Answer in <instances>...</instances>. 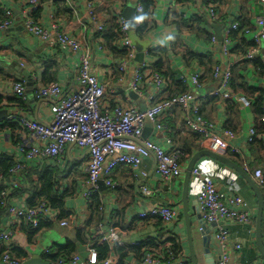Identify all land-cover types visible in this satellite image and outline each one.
Instances as JSON below:
<instances>
[{
  "label": "crops",
  "instance_id": "0c3cea01",
  "mask_svg": "<svg viewBox=\"0 0 264 264\" xmlns=\"http://www.w3.org/2000/svg\"><path fill=\"white\" fill-rule=\"evenodd\" d=\"M37 1L40 7L35 10L28 0H0V20L7 10L12 11L15 17L13 26L7 31L0 32V96L4 99L0 111L9 112L7 119L0 121V162L11 159L14 167L19 164L26 166L23 172H20L22 177L20 195L14 196L11 200V204L15 207H30L29 202L34 198L33 193L39 195L43 187L40 176L45 172L49 174L53 169L65 172L66 176L59 182L57 189L61 193L68 191L71 196L66 199L62 210L55 209L57 219L43 221L38 231L31 232L24 223L17 221L11 228L15 233L12 254L23 261L22 264L35 256L41 257L49 264H58L59 262L50 263L46 258L55 255L58 247L72 243L76 248L72 259L80 256L86 260L89 257V250L99 244L95 234L99 225L104 224L114 228L121 235L122 241L116 245L118 249H131L137 247L136 244H141L146 247L144 251L162 252L167 257L171 253L173 241L176 240L182 246L183 261L186 262L190 258V248L183 204L185 176L193 156L204 148L201 139L185 128L179 110L161 119L166 127L162 131L148 123L144 138L167 151L174 149L185 151L188 157L185 161L184 177L170 183L164 181L155 172L154 157L146 159L138 169L128 166L119 167L110 177L118 185L117 189H110L105 180L100 182L102 185L99 187L98 195L101 209L96 214L91 208L92 201L83 197L87 191L88 182L87 151L69 146L59 163L48 159L27 162L20 152V145L29 144L30 147H35L41 143L38 140H31V135L17 119L14 121L8 119L23 117L44 124L51 123L53 120L51 107L46 102L37 100L36 91L51 85L48 84L49 81L55 78L56 82L52 84L60 83L68 91L75 90L79 66L78 54L50 49L40 39L31 35L25 26L29 18L34 19L46 29L57 24L63 33L78 39L82 43L83 50L90 49L95 74L108 87L106 105L146 111L152 104L148 99L151 90L145 84L150 73L148 71L145 73L144 94L131 95L129 81L132 73L141 63L135 60L128 74L121 81L123 76L118 66L123 58L121 56L123 51L119 42L111 40L115 25H118V19L123 17L127 20L133 17V11L139 0L96 1L94 12L100 22L105 25L104 36L107 40L97 33L96 27L90 21L89 0ZM152 1L154 8L147 22L150 33L141 40L151 43L144 61L151 67L149 71L158 73L156 65L160 60V68L165 70L163 71L165 76H162L166 83L162 86L163 91L157 95L156 101L167 99L174 93V82L167 73L175 76L177 80H180V76L184 73L189 75L201 73L204 94L215 91L218 88V82L213 77L210 78L205 73V68L197 62H189L185 55L187 52L199 55L210 54L217 63L215 67L219 65L225 67L229 63L237 62L241 55L232 53L230 58H225L219 47L212 44L213 37L219 39L223 34V23L220 20H211L204 14L203 0L192 3H181L178 0ZM263 14L264 5L259 0H223L218 8V15L222 20L233 19L238 23L244 22L247 25L246 29L255 28V19ZM162 48L166 49L163 60L159 55L154 56L156 55L154 53L149 55L150 50ZM261 54L260 57L264 61L263 46ZM47 74L49 76L45 79ZM248 75L250 86L264 89V76L254 73L252 69ZM19 82L26 85L28 92L27 100L23 101L25 103L23 108L18 106L17 101L20 98L14 94V85ZM213 99L210 97L200 101L202 115L218 125L220 129L231 130L238 134L239 146L245 145V137L251 129L258 130L254 144L246 146L242 155H231L228 158H232V161L237 160L239 163H235L244 169L247 167L248 173L253 178L256 170H261L264 174V124H261V116L257 114L253 106L243 109L240 105H230L219 98L215 101ZM196 168L203 175L215 180L223 201L227 202L237 196L246 199L256 221L257 198L248 183L238 173L210 158L201 159ZM0 176L3 178L1 183H4L6 189L9 192L13 191L11 190L13 178L10 174L8 177ZM200 184L199 179L193 175L188 192V213L192 224L197 261L198 264H217L221 257L219 253L221 249L214 237L216 227L202 223L197 201ZM140 186H146L151 192L150 195L143 196L139 191ZM262 192L264 193L263 190ZM162 206L179 210L180 216L175 223L165 225L152 217L141 218V214ZM10 222L11 218L7 212L0 214V231L9 228ZM62 222H67L68 227H62ZM226 226L230 230L232 242L229 250L230 264H264V258L257 248L256 235H249L243 227L229 223ZM204 237L211 238L209 253H207ZM233 245H242V250L233 249ZM14 251L17 253L22 251L27 257L24 259L17 257ZM110 251L114 252V248H110ZM129 258H132V255ZM179 260L181 259H176L175 264H179ZM0 264H2L1 257Z\"/></svg>",
  "mask_w": 264,
  "mask_h": 264
},
{
  "label": "built area",
  "instance_id": "2783aa9c",
  "mask_svg": "<svg viewBox=\"0 0 264 264\" xmlns=\"http://www.w3.org/2000/svg\"><path fill=\"white\" fill-rule=\"evenodd\" d=\"M96 1L89 0L88 2L89 18L96 27L97 33L103 35L106 28L94 12ZM143 1L146 0H139L135 9L137 28L144 24V18L139 19L144 14ZM184 1L185 3H192L196 0ZM222 1L203 0L204 14L211 20H220L223 23L222 42L217 37H213L212 44L219 47L225 58H230L233 49L237 45L233 41L232 34L239 30L240 25L233 19L224 21L219 17L218 8ZM28 2L35 10L40 7L37 0H28ZM259 2L264 5V0H259ZM14 20L13 12L7 10L0 20V32L11 28ZM118 20L119 44L122 51L125 52L118 66V70L123 76L121 81H123L130 67L135 63L137 53L130 39L128 20L123 17ZM254 23L255 28L245 29L240 38L253 42L255 46L250 48L246 55L239 56L237 62L229 63L225 67H221V65L215 67L213 78L218 82V88L209 94H204L205 88L201 80V73L192 75L184 73L180 76V81L187 87L188 91L158 102L156 101L157 95L163 91L162 86L165 85L166 80L161 74L149 71L151 67L145 62L138 66L132 73L129 88L135 95L142 96L144 94L145 73L147 71L150 73L145 84L151 90L148 99L152 104L143 112L123 106L111 107L106 105L108 87L95 74L90 49L83 50L82 43L78 39L63 33L61 27L57 24L50 29H46L34 19H27L25 26L31 35L40 39L50 49L78 54L79 66L75 90L68 91L62 84L55 83L36 91L37 100L44 101L51 107L53 114L51 123L44 124L23 117L8 119L12 121L17 119L31 135L30 139L38 140L41 143V145L35 147H30L29 144L20 145V152L27 162L48 159L59 163L69 146L87 151L89 156L88 182L86 185L87 191L83 194V197L88 201L91 200L94 194L99 192V182L102 180H105L110 189L118 188V185L110 177L119 167L128 166L138 169L146 159L151 157H154L156 162L155 172L164 181L170 183L184 177L186 172L185 161L188 157L185 151L181 149L167 151L153 141L144 138L148 123L155 125L158 130L162 131L166 127L161 119L177 110L180 111L183 117L185 128L201 139L204 150L225 157L242 155L243 149L256 140L257 129H251L245 137V145L243 147L239 146L238 134L231 130L220 129L218 125L202 115L200 101L211 97L219 98L224 102L234 101L243 109L252 107V99L243 94L234 93L230 84L233 74L232 69L235 65L251 62L262 55L264 14L258 16ZM100 49L103 50V48ZM27 93L24 83L19 82L14 85V94L18 98L26 101ZM261 122L264 123V117ZM25 168V164H19L10 171L9 174L13 178L11 190L21 189L22 177L20 172H23ZM245 170L248 172L247 167H245ZM193 175L201 182L197 198L201 218L204 223L216 225L214 237L222 251L217 264H230L229 250L232 247V242L231 233L226 224L243 227L249 235L253 236L256 233V221L252 215L250 204L242 196L234 197L227 202L223 201L213 178L203 175L198 168H195ZM253 179L264 191L263 172L256 170ZM2 181L3 178L0 176V182ZM139 191L143 196H148L151 193L146 186H140ZM9 193L6 189L2 196L7 199ZM7 212L10 215L11 222L9 228L0 231L1 262L2 264H22L23 261L15 258L12 254L15 233L11 228L17 221H20L31 231H38L43 221L57 219V212L44 201L36 207L18 208L11 204L7 206ZM179 216L178 209L167 206L154 208L148 213L141 214V218L152 217L160 220L165 225L175 223ZM61 226L68 227V223L62 222ZM95 237L98 239V245L106 244L111 249L122 241L121 235L114 228L104 224L99 225ZM233 249L240 251L242 245H233ZM88 253L89 257L86 260L80 256H75L69 263L61 261L58 264H118V258L114 252H111L102 261H100L95 248H91ZM183 263L184 261L181 259L179 264ZM125 264H172V261L166 259L162 252H145L140 258L132 256Z\"/></svg>",
  "mask_w": 264,
  "mask_h": 264
},
{
  "label": "trees",
  "instance_id": "16d2710c",
  "mask_svg": "<svg viewBox=\"0 0 264 264\" xmlns=\"http://www.w3.org/2000/svg\"><path fill=\"white\" fill-rule=\"evenodd\" d=\"M178 2L185 3L184 0H178ZM142 4L144 6V14H143L144 24L137 28V35L140 39L145 38L150 33L149 23H147V22L149 21V18L152 15L151 12L154 8V2L152 0L143 1ZM239 25H240L239 30L233 32V34H232V38H233L234 43H237V45L234 48L232 53L236 54V55L243 56V55H246L247 52L249 51V49L254 47L255 44L251 41L249 42V41H246L245 39L240 38L241 34L247 28V25L244 22L239 23ZM114 30H115L114 35L111 38V40L118 43L120 40L119 26L115 25ZM105 32L102 36L104 39L107 40V37L104 36ZM153 53L156 54L154 56L159 55L160 58L163 60V56L166 55V49L162 48V49H158L155 51H152V50L149 51V55H152ZM118 54H121V53H118ZM124 55H125V52H122L121 56L124 57ZM185 58L189 62H192V61L197 62L201 67L205 68V70H206L205 73L208 74L210 76V78L213 77L214 67L216 66L217 63H216V61L212 55H210V54L199 55V54H195L192 52H187L185 55ZM160 66H161V60L156 65V71L159 74L161 73V75H164L165 73H163V71H165V70L161 69ZM252 68L254 70V73H258L259 75L264 76V61H263L262 57L258 56L256 59H254L251 62H245L242 65L241 64L235 65L232 69L233 74H232V80H231L230 86H231V90L234 93H240V94H243V95L247 96L248 98L252 99V106L254 107V110L257 112V114L261 116L260 117V121H261L262 118L264 117V109H263V107H264V89L262 87L256 88V87L250 86L248 73H250ZM167 74L170 75L171 79L174 82V87H175L174 93L168 98H171L174 95L186 93L188 91L187 87L180 80H177L175 78V76L171 75L170 73H167ZM48 76H49L48 74L45 75V79H47ZM201 80L203 81V79H201ZM54 82H56V78L49 81L48 84H52ZM208 98H210V97H208ZM216 99L217 98H214L213 100L215 101ZM227 102L230 105L231 104L236 105V106L238 105L234 101H227ZM17 103H18V106L21 108H23V106L25 105V103L23 102L22 99L18 100ZM3 104H4V99L0 96V109L2 108ZM7 124H12V123L7 122ZM261 124H264V123L261 122ZM257 132H258V130H257ZM255 141L252 144H254ZM234 162H237V160H234ZM237 163H239V162H237ZM13 168H14V165H13V162L11 159L10 160H7V159L2 160L0 162V175H3L4 177H8L10 171ZM64 174H65V172L62 173L58 169L51 170L49 174H48V172L43 173L40 176V182L43 183V187L40 190L39 195L33 193L34 198L29 202L30 207H36L41 202L44 201V202L48 203L53 210H55V209L62 210L64 208V203H65L66 199L71 196L68 191L61 193L57 189L59 186V182L61 180H63L66 176ZM5 190H6V186L4 185V183L0 182V214L1 215L5 214V212H7V206L11 205L12 198L14 196L20 195L19 193L21 191V189L13 190L9 193L7 199H5L2 196V194ZM98 194L99 193L94 194L91 198V201L93 203L91 208H92V211L94 214L98 213L101 209V201H100ZM37 199H39V200H37ZM80 241L83 242V240H80ZM94 248L97 250L100 261L106 259L111 253L110 246H108L106 244L96 245ZM145 248L146 247H144L141 244H139L137 247H134L131 249H128V248H119L118 249V246H115L114 252L118 258V264H125V261H127L131 255L136 257V258L142 257L146 252V251H144ZM170 251H171L170 255L167 257L165 256V257H166V259H169L170 261H172V264H175L176 259H183L184 258L182 246L180 245V243L178 241H176V240L173 241V246L170 249ZM15 253H16L17 257H20L23 259L27 257V255L22 253V251H20V253L19 252L17 253V251L16 252L14 251V254ZM75 253H76L75 246L72 243H68L64 247H58L57 253L53 256H51V255L48 256L46 259L50 263H58L61 261L65 262V263H69L72 259V256ZM183 264H192L191 258H188L187 261L186 262L184 261Z\"/></svg>",
  "mask_w": 264,
  "mask_h": 264
},
{
  "label": "water",
  "instance_id": "95a60500",
  "mask_svg": "<svg viewBox=\"0 0 264 264\" xmlns=\"http://www.w3.org/2000/svg\"><path fill=\"white\" fill-rule=\"evenodd\" d=\"M133 12H134V16L129 17V19H132V20L127 19L129 21L130 39L134 47L136 48V52H137L136 61L142 64L145 61V55L150 49L151 43L149 41H143L138 37L137 28L135 24V10ZM219 41L222 42V35L219 37ZM129 93L133 95L132 91H129ZM8 116H9V112L7 110L0 111V121L1 122L6 120ZM203 158H210L232 169L233 171L238 173L248 183V185L254 192L257 198V202H258V211H257V217H256V233H255L256 243H257V248H258L260 255L264 258V241H263L264 194L261 188L257 185L253 177L244 168H242L240 165L232 161L230 158L215 154L207 150H203L193 156L191 162L189 163L186 176H185V183H184L185 186H184L183 204H184V215H185V220H186V227H187V232H188V243H189V248H190L191 263L198 264V261H197L196 251H195L194 238L192 235V224L190 220V215L188 213V192H189L190 182L193 176V171L195 170L199 161ZM100 182H99V187L100 185H102ZM202 223L204 222L202 221ZM212 226L215 227L216 225H212ZM204 243L207 247V253H209L211 238L204 237ZM219 253L221 256L222 251L219 250ZM179 262H181V260H179ZM24 264H49V263L41 259V257L35 256Z\"/></svg>",
  "mask_w": 264,
  "mask_h": 264
},
{
  "label": "clouds",
  "instance_id": "9594fccd",
  "mask_svg": "<svg viewBox=\"0 0 264 264\" xmlns=\"http://www.w3.org/2000/svg\"><path fill=\"white\" fill-rule=\"evenodd\" d=\"M139 19H141V20H142V19H143V17H140Z\"/></svg>",
  "mask_w": 264,
  "mask_h": 264
}]
</instances>
